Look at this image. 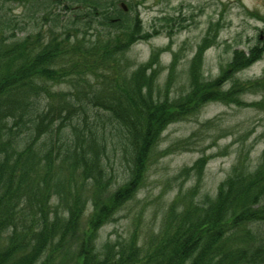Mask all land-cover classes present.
<instances>
[{
  "label": "trees",
  "instance_id": "16d2710c",
  "mask_svg": "<svg viewBox=\"0 0 264 264\" xmlns=\"http://www.w3.org/2000/svg\"><path fill=\"white\" fill-rule=\"evenodd\" d=\"M17 2L34 25L18 37L0 4V264H264V147L252 162L241 145L214 194L202 191L214 143L194 140L201 129L158 148L169 124L226 97L217 89L228 69L202 76L207 40L190 59L187 90L170 96L175 53L166 66L162 48L135 65L126 56L148 37L131 0ZM262 49L235 50L228 67ZM246 86L264 90V75ZM179 150L201 154L174 176L183 180L159 221L143 231L138 211L127 235L100 238L151 163Z\"/></svg>",
  "mask_w": 264,
  "mask_h": 264
},
{
  "label": "rangeland",
  "instance_id": "374dc122",
  "mask_svg": "<svg viewBox=\"0 0 264 264\" xmlns=\"http://www.w3.org/2000/svg\"><path fill=\"white\" fill-rule=\"evenodd\" d=\"M14 0L1 2L3 12L16 20L22 31L17 36L28 33L34 22L23 16L25 5ZM133 11L141 21L148 37L138 40L127 52V58L134 65L147 60L150 52L157 48L160 64L166 66L175 53L177 64L174 68V82L170 96L185 93L188 82V66L198 44L207 40L201 54L200 70L205 80L214 79L228 69L226 82L217 91L226 94L201 104L192 116L167 126L158 148L188 136L193 130L201 129L194 140L202 145H214L206 149L213 156L205 167L202 191L214 194L217 184L225 177L236 151L241 145L250 149L254 162L264 147V90L251 89L246 84L258 83L264 75V0H131ZM133 14V12H131ZM165 18V19H164ZM253 45L262 49L261 55L251 64L233 72L228 67L235 50L244 54ZM195 55V54H194ZM167 70L158 76L162 87ZM228 79V80H227ZM255 80V81H254ZM243 83L232 89L233 83ZM62 87H65L62 84ZM240 101L239 104L228 102ZM214 138L213 135H216ZM214 141V142H213ZM201 153L198 151H175L154 160L147 172L145 184L135 199L116 215L112 224L100 228L99 237L112 238L127 235L132 217L141 211V228L147 231L160 219L161 206L170 200L176 186L183 180L174 176L184 166L190 165ZM121 182V177H120ZM191 184L183 183L184 187ZM87 214V212H86Z\"/></svg>",
  "mask_w": 264,
  "mask_h": 264
},
{
  "label": "water",
  "instance_id": "95a60500",
  "mask_svg": "<svg viewBox=\"0 0 264 264\" xmlns=\"http://www.w3.org/2000/svg\"><path fill=\"white\" fill-rule=\"evenodd\" d=\"M124 6V5H123ZM125 7V6H124Z\"/></svg>",
  "mask_w": 264,
  "mask_h": 264
}]
</instances>
